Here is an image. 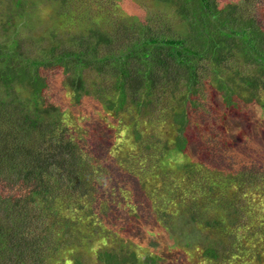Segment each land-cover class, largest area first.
<instances>
[{
    "label": "trees",
    "instance_id": "1",
    "mask_svg": "<svg viewBox=\"0 0 264 264\" xmlns=\"http://www.w3.org/2000/svg\"><path fill=\"white\" fill-rule=\"evenodd\" d=\"M262 93L264 0H0V264H264Z\"/></svg>",
    "mask_w": 264,
    "mask_h": 264
},
{
    "label": "rangeland",
    "instance_id": "2",
    "mask_svg": "<svg viewBox=\"0 0 264 264\" xmlns=\"http://www.w3.org/2000/svg\"><path fill=\"white\" fill-rule=\"evenodd\" d=\"M119 2H120V0H119ZM225 2H226V0H225ZM186 7V6H185ZM187 8V7H186ZM147 13V12H146ZM146 13H140L139 14V17L141 18V19H144L145 18V16H146ZM169 25H166L165 24V27H168ZM37 31H39V29H37ZM31 43H32V40H31ZM25 46V45H24ZM210 76V75H209ZM208 76V77H209ZM208 77H206V78H208ZM106 85H108V82L106 81L104 84H103V86H106ZM205 92H207L208 93V95L211 93V90H209V87L205 90ZM205 92H204V95H205ZM259 96H260V93H259ZM261 99H263L264 100V94L262 93L261 94V97H260ZM165 242H167V241H165Z\"/></svg>",
    "mask_w": 264,
    "mask_h": 264
}]
</instances>
